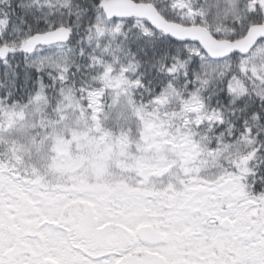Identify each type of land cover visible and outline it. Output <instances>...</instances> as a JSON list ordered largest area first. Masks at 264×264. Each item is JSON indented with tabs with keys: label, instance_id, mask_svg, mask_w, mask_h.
<instances>
[{
	"label": "snow or ice",
	"instance_id": "6c2138e0",
	"mask_svg": "<svg viewBox=\"0 0 264 264\" xmlns=\"http://www.w3.org/2000/svg\"><path fill=\"white\" fill-rule=\"evenodd\" d=\"M0 264H264V0H0Z\"/></svg>",
	"mask_w": 264,
	"mask_h": 264
}]
</instances>
